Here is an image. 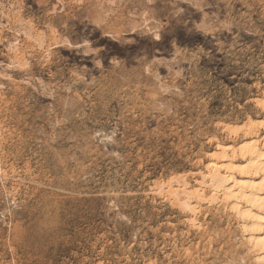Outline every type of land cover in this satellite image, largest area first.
Listing matches in <instances>:
<instances>
[{"label":"rangeland","instance_id":"obj_1","mask_svg":"<svg viewBox=\"0 0 264 264\" xmlns=\"http://www.w3.org/2000/svg\"><path fill=\"white\" fill-rule=\"evenodd\" d=\"M61 1L0 0V264H243L161 192L264 116V0Z\"/></svg>","mask_w":264,"mask_h":264},{"label":"bare ground","instance_id":"obj_2","mask_svg":"<svg viewBox=\"0 0 264 264\" xmlns=\"http://www.w3.org/2000/svg\"><path fill=\"white\" fill-rule=\"evenodd\" d=\"M252 104L264 114V98L257 97ZM245 118L221 123L218 128L225 138L209 140L202 171L196 174L201 186L198 191L182 177L170 180L161 193L192 218L191 226L197 224L203 207L221 204L237 220L247 244L241 262L264 264V116L247 114Z\"/></svg>","mask_w":264,"mask_h":264},{"label":"snow or ice","instance_id":"obj_3","mask_svg":"<svg viewBox=\"0 0 264 264\" xmlns=\"http://www.w3.org/2000/svg\"><path fill=\"white\" fill-rule=\"evenodd\" d=\"M158 38V37H157Z\"/></svg>","mask_w":264,"mask_h":264}]
</instances>
